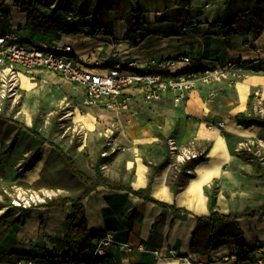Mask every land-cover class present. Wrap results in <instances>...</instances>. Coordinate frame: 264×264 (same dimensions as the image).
Listing matches in <instances>:
<instances>
[{"label": "crops", "instance_id": "1", "mask_svg": "<svg viewBox=\"0 0 264 264\" xmlns=\"http://www.w3.org/2000/svg\"><path fill=\"white\" fill-rule=\"evenodd\" d=\"M105 1L102 15L88 13L82 7L77 13L71 11L76 17L69 21L68 11L64 19L58 14L59 6L52 11L54 15H48L21 0H0V34L15 35L19 41L35 46L70 45L75 59L98 73L132 61L139 64L140 72H159L149 64L151 59L187 57L209 65L264 58V0H233L229 4L222 0H122L113 8L111 1ZM26 7L35 9L30 21V12L23 11ZM54 22L73 30V34L59 31ZM251 25L255 29H250ZM189 66L183 63L181 68ZM253 67L263 72L250 73L236 82L222 79L199 84L180 103L170 93L160 101L147 103L141 90L130 89L133 100L122 112L87 104L85 90L54 71L21 69L22 99L17 104L0 99V217L12 205L5 194L7 186L60 189L70 192L71 197H82L88 228L97 235L90 246L92 252L103 236L110 235L114 240L107 256L94 264L177 262L171 258L170 248L206 264H255L259 259L264 264V216L237 220L248 249L254 247L251 252L233 244L210 252L192 251L198 218L210 215L208 191L215 192L216 210L224 215L264 203V181L251 160L255 154L264 161V125H244L237 119L240 113H250L255 95L264 101V63ZM161 75L165 79L173 76L167 72ZM66 98L72 112L81 115L78 122L74 115L71 120L80 128L83 123L87 126L81 128L88 137L78 146L74 160L84 164L85 170L81 169L93 177L99 169L108 182L106 186L88 190L79 181L71 187L54 188L43 182L51 161L54 176L66 163L51 144L33 139L22 126L31 128L34 120L44 115L41 119L49 129L51 115L59 105L64 106ZM49 130L52 132V126ZM171 138L180 148L193 147L199 157L207 159L188 167V176L182 177L186 184L178 193L172 185L190 162L177 165L170 157ZM52 142L71 155L70 143L64 147ZM250 142L254 143L252 150L243 149V144ZM37 148L41 149V159L27 170L25 163ZM85 154L89 157L82 158ZM21 163L25 165L22 172L18 170ZM129 187L149 188L150 195L167 206L149 202ZM73 213L72 203L63 207L41 205L29 210L23 225L0 222V264H18L20 259L33 264H66L69 248L64 240ZM18 214L16 210L14 216ZM29 220L36 225L28 228ZM197 240L199 249L205 246L202 233ZM126 244L134 249L129 251ZM155 249H160L159 258ZM226 255L237 258L224 261Z\"/></svg>", "mask_w": 264, "mask_h": 264}, {"label": "built area", "instance_id": "2", "mask_svg": "<svg viewBox=\"0 0 264 264\" xmlns=\"http://www.w3.org/2000/svg\"><path fill=\"white\" fill-rule=\"evenodd\" d=\"M29 3L37 0H25ZM47 1V0H46ZM59 0H55L52 9L58 7ZM73 12H69L67 20L75 19ZM94 17V15H92ZM183 63L189 64V68L182 69ZM264 63V58H256L251 62L244 60H228L205 65L201 60L182 57L179 59H151L149 64L159 69V72H140L136 61L125 65H118L106 73H98L89 70L86 66L75 59L73 48L66 45L63 48H50L47 45L35 46L21 42L15 35L0 34V98L10 100L13 104L22 99L20 92L21 69L31 72L35 68H46L58 73L64 80L77 84L85 90L87 104L102 105L105 108L122 112L130 108L133 95L130 89L141 90V95L147 103L160 101L164 94L170 93L176 103H180L190 92L197 89L199 84H210L222 79L232 82L248 77L250 73H262L263 69H255L253 66ZM162 72L172 74L171 78L165 79ZM63 119L71 120L72 106L64 99ZM250 115L264 118V101L255 95L250 110ZM224 123H220L223 126ZM81 129V128H80ZM113 134V132H112ZM253 142L243 144V149L251 151ZM170 157L177 165H183L192 159L199 157V153L193 147L180 148L174 138L168 140ZM6 193L11 197L12 204L19 208H28L33 204L46 202L59 196L60 191L42 189L38 191H26L22 188H10ZM114 245L112 236H103L94 250V256L103 258L107 256L109 247ZM126 249L132 251V244H126ZM142 249L143 248H139ZM157 258L161 256L160 249H155ZM171 258L178 260L167 264H206L203 261H193L189 256H181L170 248ZM236 256H224L222 259L228 261L236 259ZM259 259L255 264H262ZM18 264H33L31 260L20 259Z\"/></svg>", "mask_w": 264, "mask_h": 264}, {"label": "trees", "instance_id": "3", "mask_svg": "<svg viewBox=\"0 0 264 264\" xmlns=\"http://www.w3.org/2000/svg\"><path fill=\"white\" fill-rule=\"evenodd\" d=\"M20 2V0H18ZM233 0H222V3L229 4ZM25 3H27L25 1ZM35 5L28 3V6ZM29 7L23 9L24 12H29ZM68 12L72 10H67ZM74 11V10H73ZM67 12V13H68ZM76 16V15H75ZM39 18H41L39 16ZM29 21L31 20V13H29ZM57 27V29L63 33L73 34V30L67 29L64 26L52 24ZM222 28H226L227 25H222ZM255 29L253 25L250 26V29ZM131 32V29L128 32ZM228 36V33L225 34ZM238 122L244 125H251V124H261L264 125V118L256 117L254 115H250L248 113H240L237 115ZM11 122L18 124L17 121L14 119H10ZM39 124V119L34 120V125L31 128L26 126H22L36 138L40 139L42 143H49L53 146L55 150H57L62 158L64 159L67 167L70 171L78 178L80 182H82L88 190H93L98 186L107 185L108 182L105 177L100 173L99 169L96 168V175L95 177L91 176L87 172L80 169L74 159L66 152L64 149L59 147L57 144L53 143L52 140L49 138L43 137V135L37 130V126ZM41 149L37 148L30 156V158L26 161V168L27 170H31L41 159ZM251 160L255 167L256 174L262 178L264 181V161L257 155L252 154ZM205 157H197L188 161L190 163L185 164L181 169V174H179L178 178L176 179L175 183L172 185L174 191L178 193L182 188H184L186 184V180H183L182 177L188 176L187 170L188 167L194 163H199L202 161H206ZM129 190L142 198H145L149 202L155 203L157 205H161L166 207L167 205L164 203L159 202L158 200L154 199L150 195V189L147 190H133L129 187ZM209 195V208H210V215L203 216L198 218V224L193 232L194 241L192 246L193 252H210L211 250H215L220 248L226 244H233L236 245L238 248L248 249L245 239L244 233L237 224V220L239 218H252L256 216H264V203L255 207L248 206L242 212L236 213L232 212L229 215H224L216 210V194L215 192L208 191ZM67 203L73 204L74 213L71 217L68 218L69 224V232L65 237V245L69 248V254L64 257V261L66 264H94L98 262V257L94 256V251L92 252L90 249L91 243L97 238V235L92 234L88 228L87 218H86V211L85 207L82 203V197H71L67 196L62 199H57L50 201L44 205L43 207H63ZM175 212H179L178 209L172 207ZM18 210L19 214L14 216V212ZM29 212L27 208H19L15 207L13 204L10 205L9 209L0 217V222L6 220L7 226L13 225H23L24 219ZM202 233L205 236V246L199 249V243L197 240L198 235ZM203 250V251H201ZM254 250V247H250L246 252H251Z\"/></svg>", "mask_w": 264, "mask_h": 264}, {"label": "rangeland", "instance_id": "4", "mask_svg": "<svg viewBox=\"0 0 264 264\" xmlns=\"http://www.w3.org/2000/svg\"><path fill=\"white\" fill-rule=\"evenodd\" d=\"M103 1L106 2L105 0H103ZM108 1H111L110 5H112L111 8H113V6H116L122 0H108ZM21 2L25 3V0H21ZM26 2H27V4L29 3L28 1H26ZM31 4H35L34 6H37L39 11L45 12L48 15H54V13L52 12L54 9H52L53 8L52 6L55 5V0H47V1L46 0H37L36 2H33ZM101 4H102V0H59L57 5L61 9L58 11V14L61 15L64 19L67 10H72V11L74 10L77 13V10L81 9L83 7L88 13L90 11H93V12H97L98 14L100 13L102 15L103 13H105V9H104V6ZM86 5H88V6H86ZM127 7H129V5H126L125 8L127 9ZM57 10H58V7H57ZM34 11H35L34 8L29 7L30 13H33ZM6 100H8V99H6ZM6 100H2L3 103ZM10 103L13 104L11 101H10ZM15 104H17V103H15ZM74 104H77V103H74ZM65 113L66 112L63 109V107H61V105H59L56 109V112H54L51 115L50 120L48 121L47 124H48L49 129L52 126V132L49 129H45L44 124L46 121H45V119H41V117H44V115H42V116L40 115L38 130L41 131V133L44 134L45 136L50 137L51 140H54V141H57V142L63 144L64 147L66 146L67 143H70L69 152L71 154L70 156L74 159V154L77 151L78 146L81 143H83V140H85L88 137V135H86L85 133H83L81 131L80 127L78 126V123L77 124L74 123L73 120L63 119L62 117ZM28 135H30L33 139L36 140V137L34 135L33 136L31 134H28ZM86 157H89V155L86 156V154H85V156H83L82 158H86ZM74 161L76 162V160H74ZM62 163L65 164L64 159H62ZM53 164H54V161H51V164H50L51 167L48 168L49 170H48L47 175H45L43 177V182L46 186H51L54 188H56V187H71L73 184L79 183L78 178L70 171V169L67 167V165L64 166L63 169L60 172H57V174L54 176V174L51 172ZM76 164L80 169L81 168L84 169V164L81 165L80 163L78 164L77 162H76ZM18 170L21 172L24 171L25 165L23 163L19 164ZM12 187L15 189L16 188H22L23 190H26V191L29 190L32 192L44 189V188L38 189V188H32V187L31 188L20 187L19 185H16V184L7 186V189H10ZM49 190H52V189H49ZM53 190L54 191H60L59 196H57L53 199H49L46 202L38 203V205L33 204L31 207H28L27 209L30 210L34 207L44 205L50 201L62 199L64 197L71 195L70 192L68 193L65 190H60V189H58V190L53 189ZM4 192H5V190H4ZM5 194L10 198V200L12 202L11 197L6 192H5Z\"/></svg>", "mask_w": 264, "mask_h": 264}, {"label": "bare ground", "instance_id": "5", "mask_svg": "<svg viewBox=\"0 0 264 264\" xmlns=\"http://www.w3.org/2000/svg\"><path fill=\"white\" fill-rule=\"evenodd\" d=\"M23 16H24V15H18V18H21V17H23ZM243 99H244V94H243ZM72 115H74V119H75V121H77V122L81 119V115H79L78 112H77L76 115H75L74 113H73ZM81 128H82L83 130H85V129L87 128V126L83 123ZM47 149H50V147L48 146ZM34 225H36L35 222H33V221H31V220L28 221V228H30L31 226H34Z\"/></svg>", "mask_w": 264, "mask_h": 264}]
</instances>
